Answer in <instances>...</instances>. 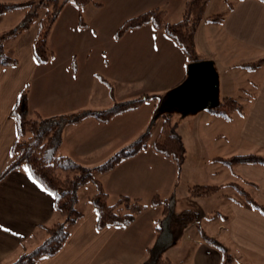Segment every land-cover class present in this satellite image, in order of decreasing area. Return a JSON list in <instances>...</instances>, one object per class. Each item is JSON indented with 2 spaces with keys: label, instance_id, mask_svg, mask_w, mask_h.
I'll return each instance as SVG.
<instances>
[{
  "label": "crops",
  "instance_id": "0c3cea01",
  "mask_svg": "<svg viewBox=\"0 0 264 264\" xmlns=\"http://www.w3.org/2000/svg\"><path fill=\"white\" fill-rule=\"evenodd\" d=\"M95 1L99 5L89 4L81 11L72 2L63 7L49 37L54 55L46 64H39L33 53L38 21L22 31L19 25L25 11L0 16V46L18 61L16 66L0 70V174L10 161L17 138L12 110L27 85L32 114L44 118L78 115L87 110L100 111L114 103L106 86L97 78L101 75L119 85L115 86L117 102L145 95L159 98L148 100L138 110L118 115L107 124L85 118L67 125L62 132L59 153L92 168L150 132L146 150L124 160L111 172L98 174L111 204L125 195L140 199L148 209L128 227L98 230L97 214L90 202L94 186L86 184L78 190V208L85 216L71 227L63 249L37 264L149 262V249L160 242L156 227L161 209L151 206L153 197L173 196L175 205L179 192L189 197L188 188L192 185L238 182L264 206L263 166L237 164L230 170L213 161L218 156L238 154L264 157V64L253 71L240 67L264 58V3L234 0L233 9L225 11L222 22H207L203 18L196 28L193 47L199 53L197 59L213 60L220 80V71H223L235 82L236 89L231 91H238L243 114L233 113L230 121L209 111L198 115L200 122L191 125L187 142L179 134L187 156L178 171L174 161L153 150L162 122H152V119L160 100L187 77L189 59L163 31H156L152 26L130 31L120 40L114 35L124 21L154 8L164 9L166 20L176 23L185 15L186 0ZM80 13L85 27L80 25ZM233 93L226 91L224 97H232ZM172 110L176 111L175 115L181 114L176 105ZM174 111L169 108L166 113ZM203 139L207 141V148L216 152L212 153L213 150L207 157L196 153L195 160L190 161L189 140L196 146ZM83 192L87 199L84 205ZM228 195L236 196V193ZM222 202V212L202 216L207 220L203 229L231 251L233 264H264V215L245 203L239 205L225 197ZM54 203V196L24 171L11 172L0 181V264L17 260L23 249L34 251L35 245L46 239L45 231L39 226H50L61 220ZM187 227L177 241L167 246L165 253L172 264H220V252L201 239L198 226L185 233ZM166 230L172 229L167 225Z\"/></svg>",
  "mask_w": 264,
  "mask_h": 264
},
{
  "label": "trees",
  "instance_id": "16d2710c",
  "mask_svg": "<svg viewBox=\"0 0 264 264\" xmlns=\"http://www.w3.org/2000/svg\"><path fill=\"white\" fill-rule=\"evenodd\" d=\"M259 1L262 2V0ZM69 2H72L80 11L89 4L99 5L95 0H27L22 2L0 0V16L12 11H25V16L19 25V29L22 31L28 30L34 22L38 21L39 29L33 43V53L39 64H46L54 55L49 46L51 31L63 7ZM233 7L234 4L230 5L228 10H232ZM194 9V0H186L185 15L182 20L176 23H170L166 20L164 9H151L124 21L116 31L115 39L120 40L126 33L144 26H152L156 31H163L173 40L182 49L189 62L197 61L198 59L193 57V36L197 25L190 16ZM224 16L225 14L208 16L205 21L219 23L222 22ZM79 18L81 27H85L86 24L81 13ZM201 20H203V17H199L197 21ZM17 64V59L9 56L0 46V70ZM263 64L264 58L252 63H244L240 67L253 71ZM97 78L106 86L109 97L114 102L111 109L87 110L78 115L44 118L37 113L32 114L29 109V85L17 97L12 110V116L16 122L17 138L11 150L10 161L0 174V181L14 171H24L28 175L31 174L29 176L54 196V210L61 217V220L50 226L40 225L39 227L46 233V239L42 244L31 252L23 249L21 256L8 264H37L43 258L56 256L63 249L70 237L71 227L85 216L78 208V190L86 184L94 186L95 192L91 196L90 202L97 214L98 230L108 227H128L135 222L140 214L148 209V206L142 203L140 199L125 195L119 196L116 202L111 204L109 195L102 181L98 178V174L111 172L124 160L134 158L146 150L151 136L150 132L143 134L138 141L122 148L105 162L92 168L85 167L70 157L59 153L62 132L67 125L79 123L85 118H93L101 124H107L114 117L136 111L148 100L159 98L157 95H145L131 101L117 102L114 85L101 75H98ZM209 112L230 121L233 113L243 114V109L238 99L227 96L221 99L219 108ZM157 120H161L162 123L153 142V150L159 155L174 161L178 171H180L186 161V147L181 137L175 132L170 114L163 113ZM213 161L224 165L230 170L237 164L264 167V157L257 154H238L230 157L218 156ZM244 182L250 183L248 181ZM225 188L234 190L236 196L223 193ZM188 191L192 198L220 196L228 198L239 205L245 203L264 215V206L260 205L238 182L233 181L222 185L197 184L190 186ZM151 206L161 209V217L157 220L156 231L157 238L160 241L157 245L162 248L160 250L149 249L150 256L152 254L149 264H172L170 259L165 256L166 248L170 242V240L164 241L165 234H168L166 226H170L169 223H174L178 230L176 234L180 235L185 227L195 221V218L192 216V211H183L176 214L173 210V196L155 195ZM198 228L201 239L220 252V264H233L235 259L231 251L220 241L209 237L201 225H198ZM171 232L174 233L170 230L169 233ZM175 237L173 234V238Z\"/></svg>",
  "mask_w": 264,
  "mask_h": 264
},
{
  "label": "rangeland",
  "instance_id": "374dc122",
  "mask_svg": "<svg viewBox=\"0 0 264 264\" xmlns=\"http://www.w3.org/2000/svg\"><path fill=\"white\" fill-rule=\"evenodd\" d=\"M234 2V0H194V3H195V9L192 10L191 12V18L193 21H195V25L196 28L198 27V25L202 22L201 21H197L199 19V17H203V18H206L208 16H215V15H223L225 13L226 10L229 9L230 5H232ZM203 5V6H201ZM199 56V53L196 51V49L193 47V57L194 58H197ZM221 73V80H220V85H221V93H222V96L224 97V94L227 92H229L230 94H232L233 92L231 90L233 89H236V86L235 85V82H232L228 79V74H226L225 72L223 71H220ZM114 87H118L119 85L113 83ZM118 90V89H117ZM235 93H233L232 97L236 98L239 100L240 98V95L238 93L237 90L234 91ZM124 101H118V102H127L129 99H122ZM133 100V99H132ZM131 101V100H130ZM114 106V103L111 102V104H109V107H106V108H102L100 110H108V109H111L112 107ZM170 111H174L172 110V106L170 107ZM172 113V112H171ZM170 114V116L172 117V121H173V125H174V129H175V132L179 135V134H182L183 138H185L186 142H187V133L190 132V127H192L191 125L196 122H198V115H205V114H202V113H205V112H200L199 114H196L195 116H192V117H185L183 118L181 116V114H178V115H175L176 114V111H174L172 114ZM202 117V116H201ZM196 119V120H195ZM160 122H162L161 120H159ZM200 122V121H199ZM198 122V123H199ZM183 132V133H182ZM189 159L190 161H194V157L196 156V153L197 154H200V155H204L205 157H207V155L209 153H211L213 150L212 153H215V149H208L207 145H206V139H203L202 140V143L199 142L198 145L195 146V144L193 143V141H190L189 140ZM219 154V153H218ZM193 170L191 169L190 172H192ZM190 176H200L202 177L203 175L202 174H194V173H189ZM231 177V175H228ZM225 180V179H224ZM230 180V179H229ZM183 182V180H182ZM224 182H227V181H224ZM181 185V184H180ZM222 185V184H220ZM89 187V186H87ZM189 192V191H188ZM223 193L225 194H232V193H235L234 190H232L231 188H225L223 190ZM82 204H87V199L85 198L86 196V192H83L82 194ZM188 196H185V194H183L182 192H179L178 194V198H177V201H176V204L173 205V210L175 213H178L180 211H183L185 209H191L192 211V216L195 218V221L192 223V224H189L187 229L185 230V233H187L189 231L190 228L193 227V229L198 226V225H201L202 227L204 226V224L207 223V220L202 218V216L204 214H208L210 213L211 214H215L217 212H222L223 211V207H222V197L220 196H212V197H208V198H192L190 195L189 197L187 198ZM190 199V200H188ZM197 199H200V200H197ZM186 213V212H185ZM198 217L199 218V221H198ZM64 220V219H63ZM198 221V222H197ZM170 226L169 228L171 227V229L174 231L169 233L168 234L166 233L165 234V238H164V241H168L170 240L171 241H177V239L179 237H181L180 235H177L176 233L178 232V230L176 229L174 223H169ZM162 226V224H161ZM173 234L176 236L175 238H173ZM43 242V241H42ZM39 243L38 245H35L36 247H34L35 249H37L41 244ZM33 248V249H34ZM153 248L155 250H160L162 247H158V245L155 243L153 245ZM168 248V247H167ZM166 248V250H167ZM32 249V250H33ZM152 256V254H151ZM151 256H150V261H151ZM165 256L167 257V253H165ZM171 261V260H170ZM172 263V262H171ZM143 264H149V262H144Z\"/></svg>",
  "mask_w": 264,
  "mask_h": 264
},
{
  "label": "water",
  "instance_id": "95a60500",
  "mask_svg": "<svg viewBox=\"0 0 264 264\" xmlns=\"http://www.w3.org/2000/svg\"><path fill=\"white\" fill-rule=\"evenodd\" d=\"M174 105L179 107L183 118L220 107V76L213 60L188 64L187 77L161 99L152 122Z\"/></svg>",
  "mask_w": 264,
  "mask_h": 264
},
{
  "label": "snow or ice",
  "instance_id": "6c2138e0",
  "mask_svg": "<svg viewBox=\"0 0 264 264\" xmlns=\"http://www.w3.org/2000/svg\"><path fill=\"white\" fill-rule=\"evenodd\" d=\"M262 2H264V0H262ZM29 175H31V174H29ZM35 182V181H34Z\"/></svg>",
  "mask_w": 264,
  "mask_h": 264
}]
</instances>
